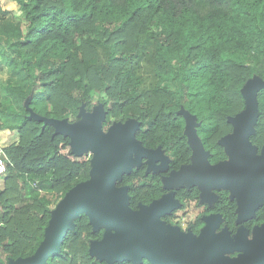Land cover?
<instances>
[{"label":"trees","instance_id":"obj_1","mask_svg":"<svg viewBox=\"0 0 264 264\" xmlns=\"http://www.w3.org/2000/svg\"><path fill=\"white\" fill-rule=\"evenodd\" d=\"M15 1L19 13L0 4V61L7 72L0 82V129L18 133L3 147L1 264L32 254L58 200L89 177V161L61 153L69 138L52 136V124L30 117L27 100L34 112L69 122L81 118V105L92 111L102 103L104 130L134 118L136 138L145 147L160 146L169 167L190 159L179 113L185 108L196 115L209 161L227 158L218 139L232 128L227 117L244 107L240 89L253 75L264 79V0ZM257 99L250 140L259 147L264 144V88ZM140 170L133 167L116 181L128 185L133 208L163 191L157 175ZM26 186L35 193L26 196ZM48 190L59 196L54 205ZM220 195L219 206L229 201L227 190ZM219 210L221 226L234 223L230 206ZM263 218L264 206L255 220ZM73 221L46 264H106L89 253L90 241L100 239L104 228L93 230L85 213ZM139 264L151 263L143 258Z\"/></svg>","mask_w":264,"mask_h":264},{"label":"water","instance_id":"obj_2","mask_svg":"<svg viewBox=\"0 0 264 264\" xmlns=\"http://www.w3.org/2000/svg\"><path fill=\"white\" fill-rule=\"evenodd\" d=\"M262 88L264 79L258 75L242 85L244 107L227 117L232 130L218 139L227 158L214 163L209 161V151L196 132V115L181 108L190 160L162 177L163 186L196 185L204 197L214 188L225 189L230 198L236 199V219L253 217L258 204L264 201V144L258 152V146L250 140L258 116L257 92ZM25 106L30 117L52 124V136L68 137V145L76 156L90 150L93 154L89 177L74 184L58 200L35 251L10 259L8 264H46L47 257L59 250L67 230L74 228L73 220L80 213L88 216L93 230L104 228L100 239L90 241L89 253L104 259L106 264L123 260L139 264L143 258L151 264H264V218L253 226L250 237L243 226L232 237L224 226L216 231L222 218L211 213L205 216L200 232L194 234L160 220L178 205L171 193L148 204L139 202L136 208L129 205L128 185H116L122 174L139 166L143 158L147 171L157 160L161 169H167L169 159L160 146L148 148L136 138V119L114 121L104 130L106 112L102 103L92 111L81 105V118L75 122L40 115L28 106V100ZM234 252L235 255L230 254Z\"/></svg>","mask_w":264,"mask_h":264},{"label":"rangeland","instance_id":"obj_3","mask_svg":"<svg viewBox=\"0 0 264 264\" xmlns=\"http://www.w3.org/2000/svg\"><path fill=\"white\" fill-rule=\"evenodd\" d=\"M0 4H1V6L3 8L10 9L13 12H16V13L20 12L19 11V7H18L19 5H18V3L15 0H0ZM6 75H7L6 65H4V63H2L0 61V82L1 83L3 82V79L6 77ZM4 100L7 101L8 98L4 96ZM39 109H40V107H36V110H39ZM112 119H114V117H112L111 120ZM231 130H232V128L229 129V131H226L225 133H223L220 137H222L225 134L229 133ZM16 133H17V131H16ZM17 139H18V133H17ZM16 140H14L13 142H15ZM258 151L260 152V149H258ZM60 152L65 154L66 156H69L72 159L83 160V161L88 160L89 162H90V158L92 157V154H93V152L90 150V151L85 152L84 154H81L80 156H76L74 153H72L70 145L61 147ZM138 167L141 168L140 171H142L145 175L155 174V175H157L159 177L161 176V178L164 177V176L169 175L173 169H176V168L161 169L162 167L160 166V161L159 160H157L155 162V164H154V167L150 168L148 171H147V164L146 163L145 164L141 163ZM128 174H130V172L129 173H123L122 176L128 175ZM3 185H4V180H3V177L1 176L0 177V188H2ZM182 187H186V185L175 186V185L172 184L171 186L164 187V189H165V193L166 194L167 193H171L172 197H175L174 193H176ZM23 190H24V193L26 194V196L30 195V193H32V194L35 193L33 191V189H29L27 186ZM42 192H44V190ZM46 194L48 195V197L51 200V205H54V203L57 202L59 196L53 190H48L46 192ZM192 194L193 193H190V192L184 194V197H186L184 205L181 208L177 209L174 213H171L174 210V208L170 212L165 213V214H167V216L170 215V214H172V215L174 214L175 218H177V220H179V224L182 227L181 231H184V232H188L186 227H188L189 223L192 222L194 220V218L198 214H200V212H202L203 209H204L202 203L199 204V203L195 202L194 198H190V196H192ZM229 201L230 202H229L228 206H230V208H232L234 213H235L236 212V207H237L235 197L229 198ZM263 203H264V201L259 203L255 210L260 208L263 205ZM217 206H219V205H217ZM249 219H244V220L238 221L235 218V221H234L233 224L226 223V225H224V227L229 231V233H230V235L232 237L237 232V228L239 226L246 227L248 233H252L253 227H251V221H249ZM160 220L165 225H169V223L167 222V220L165 218L162 217ZM230 254L233 255L232 253H230Z\"/></svg>","mask_w":264,"mask_h":264},{"label":"flooded vegetation","instance_id":"obj_4","mask_svg":"<svg viewBox=\"0 0 264 264\" xmlns=\"http://www.w3.org/2000/svg\"><path fill=\"white\" fill-rule=\"evenodd\" d=\"M258 149H261V146H259ZM142 160H143L142 164H145V158H143ZM169 162L170 161L168 159V167H167V169H169V168H178V167H169ZM185 163H187V162H185ZM159 179L161 181V176L159 177ZM161 187H162V190H163L162 194H164L165 193V189H164V186L162 184V181H161ZM222 190H225V189L214 188V189L211 190L209 196L206 195V197H204V196L201 195V190L196 185H193L191 187H182V188H180V190H178L176 193H174V196H175L174 198L178 201V205L174 207V210L171 213H174L177 209L181 208L184 205L185 200H186V197H184L185 193H189V192L193 193L192 194L193 197L190 196V198H194L195 202H197L199 204L202 203L204 209H203L202 212H200V214H198L194 218V220L192 222L189 223L188 227H186L187 230H190L194 234H198L200 232L202 226L205 224V216L208 215V214H211V213H218V214L221 215V218H222V220L219 222V226L216 228V231H219L220 229L223 228V226H221V225L224 222V217H223V215H222V213L220 212L219 209H224V208L228 207L226 205L229 204V201H227V203H225V204L223 203V205L217 206V205H219V202L221 201L220 200L221 199V195L220 194H221ZM159 197H157V198H159ZM146 204H148V203H146ZM263 206H264V203H263V205L260 208L255 210V215L249 219V221H251V227H253L254 225H259L260 224V223L256 222L255 219H256V216H257V212ZM162 217L165 218L169 224L178 226L180 229L182 228L181 225L179 224V220H177V218H175L174 214L173 215L170 214L168 216H167V214H163L161 216V218ZM235 218H236V212H235ZM235 218H234V221H235ZM251 234L252 233H248V237H250ZM232 254L235 255L236 252H234Z\"/></svg>","mask_w":264,"mask_h":264},{"label":"crops","instance_id":"obj_5","mask_svg":"<svg viewBox=\"0 0 264 264\" xmlns=\"http://www.w3.org/2000/svg\"><path fill=\"white\" fill-rule=\"evenodd\" d=\"M17 139L16 130L0 129V146L4 147Z\"/></svg>","mask_w":264,"mask_h":264},{"label":"built area","instance_id":"obj_6","mask_svg":"<svg viewBox=\"0 0 264 264\" xmlns=\"http://www.w3.org/2000/svg\"><path fill=\"white\" fill-rule=\"evenodd\" d=\"M7 170V161L3 152V147L0 146V175Z\"/></svg>","mask_w":264,"mask_h":264}]
</instances>
